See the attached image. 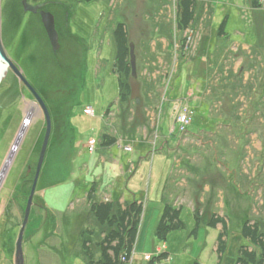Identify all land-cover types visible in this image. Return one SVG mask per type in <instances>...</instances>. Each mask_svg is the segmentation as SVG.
<instances>
[{
  "label": "rangeland",
  "instance_id": "rangeland-1",
  "mask_svg": "<svg viewBox=\"0 0 264 264\" xmlns=\"http://www.w3.org/2000/svg\"><path fill=\"white\" fill-rule=\"evenodd\" d=\"M55 1L70 7L66 34L88 52L83 76L81 68L74 75L55 67L54 95L47 106L54 118L69 103L68 146L74 158L67 160L52 140L26 231L25 264H47L35 252L39 242L53 256L48 264H86L83 233H100L87 198L94 185L95 198L103 202L143 205L130 264H153L159 251L168 255L154 264H236L246 245L243 224L264 220V5L197 0L194 23L182 31L180 0ZM63 23L58 19L59 31ZM119 23L126 24L136 55L133 99L125 108L114 73L113 30ZM11 54L34 81L38 72L26 59L29 53ZM29 99L16 88L0 108V180L27 127L0 181V244L17 243L46 134L45 115ZM31 106L38 112L28 123ZM87 107L94 115L84 114ZM181 109L191 119L184 130L176 121ZM61 133L58 128L52 138L64 139ZM105 133L116 136L117 143L101 147L97 141L91 153L89 139ZM167 203L182 209L185 228L162 242L156 230ZM214 214L227 224L223 255L218 253L223 226L207 225Z\"/></svg>",
  "mask_w": 264,
  "mask_h": 264
},
{
  "label": "trees",
  "instance_id": "trees-1",
  "mask_svg": "<svg viewBox=\"0 0 264 264\" xmlns=\"http://www.w3.org/2000/svg\"><path fill=\"white\" fill-rule=\"evenodd\" d=\"M76 1L91 3L93 0ZM196 2L197 0H180L178 3L177 21L179 29L182 31L191 29L194 23ZM252 2L254 8H261L264 5L262 0H252ZM224 25L225 22L221 25V31L224 30ZM113 37L117 48L114 73L118 75L119 80V103L122 108H125L127 104L130 105L133 99V87L130 81L134 78L130 60L131 42L126 24H117L113 30ZM134 102L138 104L137 99ZM110 111L111 108L106 111V114L110 113ZM50 113L53 121V132L55 133V130L59 128L64 139L60 136L53 139L51 136L49 148L52 145V140H55L54 143L58 142L66 159L67 156H70L72 160L74 156L68 146L70 140L69 132L71 131L69 123V118L72 113L71 107L69 103L64 104L62 113L54 118L51 111ZM117 141L118 138L116 136H110L107 133L101 136L103 147H111ZM69 170L71 173L72 165ZM95 186L97 185L91 188L87 198L88 201L92 202V205L89 207V212L94 215L96 227L99 228L100 233L96 229L87 230L83 233L82 250L84 258L87 264H130L129 261L132 258L137 241L143 205L137 200L125 202L124 204L119 199L103 202L95 198ZM181 212L182 209L174 204L167 203L164 206L163 215L156 230L158 240L165 242L172 232L181 231L185 228V224L181 220ZM194 213L197 228H199L202 220L200 209H196ZM220 224L223 226V230L218 237V253L223 255L227 249V242L224 240L227 233L226 221L214 214L207 222V225L213 228H216ZM195 233L197 234V230ZM96 236L99 239L95 240ZM241 236L246 245H243L239 250L236 264H264V220L260 218H256V220L247 219L242 226ZM167 255L163 254L159 258L155 257L153 264L165 259ZM123 258L126 260L124 261ZM193 264L201 263L195 261Z\"/></svg>",
  "mask_w": 264,
  "mask_h": 264
},
{
  "label": "flooded vegetation",
  "instance_id": "flooded-vegetation-1",
  "mask_svg": "<svg viewBox=\"0 0 264 264\" xmlns=\"http://www.w3.org/2000/svg\"><path fill=\"white\" fill-rule=\"evenodd\" d=\"M69 8L55 0H2V39L6 53L46 105L51 98L53 99L56 66L64 74L71 72L74 75L81 68L82 76L85 75L88 49L73 35L66 34L69 33ZM51 18L55 19L59 34L61 48L57 53L54 51L45 24V19L50 20ZM58 19L65 21L60 31L57 26ZM11 51H16L18 55L29 53L26 59L35 66L38 72L34 81L27 78L22 65L17 58L12 56ZM16 88L23 92L24 97L29 96L31 104H38L30 88L11 69L0 87V108L3 107V103L11 93L16 91Z\"/></svg>",
  "mask_w": 264,
  "mask_h": 264
},
{
  "label": "water",
  "instance_id": "water-1",
  "mask_svg": "<svg viewBox=\"0 0 264 264\" xmlns=\"http://www.w3.org/2000/svg\"><path fill=\"white\" fill-rule=\"evenodd\" d=\"M45 24L47 26L48 33L50 35L52 44L54 46V51L57 53L61 46L59 41V34L56 29L55 19L51 18L50 20L45 19ZM130 60H131V67H132V73L133 77L135 78L137 76L136 74V55H135V45L132 43L130 45ZM14 70L17 76L20 78L22 82H24L30 90L33 92L34 96L37 98L38 104H35V106L43 111L46 119V134L41 150V154L39 157V161L37 164V170L36 175L34 178L31 194L29 196L27 207L25 210V216L24 221L22 223L20 233L18 236V240L16 243V254H15V264H25V255H24V241L26 236L27 227L30 223V217L32 214V210L34 207V198L36 195L37 185L39 182V178L45 163V159L47 156L52 132H53V121L52 116L50 113V110L48 106L45 104L43 99L39 96V94L35 91V89L32 87V85L28 82V80L24 77V75L18 70V68L15 66V64L12 62V60L8 57L4 44L2 39V0H0V87L5 81L8 73L10 70ZM32 169H30L31 172Z\"/></svg>",
  "mask_w": 264,
  "mask_h": 264
},
{
  "label": "crops",
  "instance_id": "crops-1",
  "mask_svg": "<svg viewBox=\"0 0 264 264\" xmlns=\"http://www.w3.org/2000/svg\"><path fill=\"white\" fill-rule=\"evenodd\" d=\"M250 5H251V7L252 8H254L253 7V2H252V0H250ZM225 22V24H226V22H227V20L225 19L224 21H223V23ZM222 23V24H223ZM92 139H96V138H90L89 139V141L90 140H92ZM88 141V142H89ZM98 142H99V144H98V146H101V147H103L102 146V142H101V139H99V140H97ZM122 201H124V200H122ZM124 202H127V201H124ZM43 231H44V228L43 229H41L40 231H37L38 233H37V235L38 234H40V233H43ZM36 233H34V235H33V237H35V236H37V235H35ZM32 237V238H33ZM41 245H42V243L41 242H39V244H37L36 245V254L38 255V256H40V259L41 260H44L47 264H48V261L50 260H54L53 259V256L51 255V254H49V253H47V252H44V251H42L41 250ZM15 254H16V243H13V242H10V241H8V242H3V243H1L0 244V262H2V260H4V261H9L11 264H15ZM79 257H81L82 258V256L81 255H78ZM83 259V258H82ZM84 260V259H83ZM84 262L87 264V262L84 260ZM51 264V263H50Z\"/></svg>",
  "mask_w": 264,
  "mask_h": 264
},
{
  "label": "built area",
  "instance_id": "built-area-1",
  "mask_svg": "<svg viewBox=\"0 0 264 264\" xmlns=\"http://www.w3.org/2000/svg\"><path fill=\"white\" fill-rule=\"evenodd\" d=\"M181 110H182V109H181ZM84 114H85V115H89V116L94 115V110H93L92 108L87 107V108L84 110ZM176 121H177V123H179V124L181 125V127H182L181 130H184V129H185V126H186L187 124H189L190 121H191V119H190V115H189L188 111L183 109V110L179 113V115H177V117H176ZM97 143H98V142H97L96 139H92V140L89 141V143H88V149H89V151H90L91 153L95 152L96 147H97ZM127 150L131 151L129 148H127ZM106 201H109V200H106ZM161 255H162V251H159V254H158L156 257L159 258ZM152 259H153V258H152L150 255H146V256H145V260H146V261H152ZM123 260L125 261L126 259L123 258Z\"/></svg>",
  "mask_w": 264,
  "mask_h": 264
},
{
  "label": "bare ground",
  "instance_id": "bare-ground-1",
  "mask_svg": "<svg viewBox=\"0 0 264 264\" xmlns=\"http://www.w3.org/2000/svg\"><path fill=\"white\" fill-rule=\"evenodd\" d=\"M36 112H38V111H37V108H36L35 106H31V108H30L29 111H28V118H27V122H28V123H30V122L33 120L34 116H36ZM26 129H27V127H26ZM26 129L23 130V132L21 133V135L19 136V138H18V140H17V145L15 146V150H14L13 154L11 155V157H10L9 160H8V163H7V165H6V167H5V170H4L3 174H2L1 180L3 179L5 173H7V171H8L9 165H10L11 161L13 160V155L15 154L16 149L18 148V144H19V142L21 141V139H22L24 133H26V132H25ZM18 149H19V148H18ZM18 149H17V150H18ZM1 180H0V181H1Z\"/></svg>",
  "mask_w": 264,
  "mask_h": 264
}]
</instances>
